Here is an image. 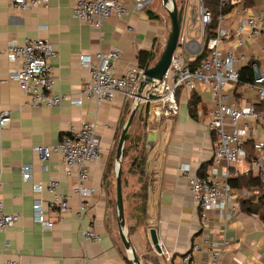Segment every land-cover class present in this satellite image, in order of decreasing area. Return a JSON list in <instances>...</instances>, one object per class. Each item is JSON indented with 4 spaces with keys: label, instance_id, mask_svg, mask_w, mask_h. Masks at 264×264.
I'll return each instance as SVG.
<instances>
[{
    "label": "crops",
    "instance_id": "crops-1",
    "mask_svg": "<svg viewBox=\"0 0 264 264\" xmlns=\"http://www.w3.org/2000/svg\"><path fill=\"white\" fill-rule=\"evenodd\" d=\"M45 2L46 5L16 10L11 0H0V110L10 111L8 124L0 129V199L7 213L19 215L13 227L0 231V264L6 259H16L21 264H133L119 235L115 181L112 177L103 180L107 162L116 152L117 137L130 114V101H125L118 94L112 100H103L97 105L94 99L82 96L81 89L89 80V69L81 65L79 55L93 56L97 52L119 49L120 56L113 65L116 75L137 66V56L141 51L150 52L151 57L155 55L149 60V66H152L167 39L170 25L158 16L150 18L147 13L149 5L136 10L129 0H125L130 10L127 16L109 17L99 28L71 16L75 0ZM248 3L254 11L264 8V0H248ZM189 9V17L187 14L183 17L182 12L180 32L200 42L202 35L198 16L192 7ZM225 12L226 25H236L235 15ZM25 38L45 39L56 49V55L51 59L53 91L65 97L56 106L30 104L29 98L12 78L19 65L18 61L9 58L7 49ZM224 47L229 48L230 45L225 44ZM240 51L244 58L236 61L235 67L239 75L245 68L242 73L244 80L235 88H228L230 101L240 106L253 105L261 112L264 104L258 99L256 89L245 79L251 77L254 80L253 65L264 76V32ZM191 93L185 89L177 91L178 113L171 118L168 127L162 122L146 119L145 146L148 151L144 170L149 179L144 217L138 208L140 200L135 196L141 192L138 175L130 172L125 175L126 184L122 190L124 228L126 231L128 226L132 227L131 233H126L140 264H184L182 257L199 239L197 207L187 177L180 167L187 165L189 175L206 173L215 136L208 127L211 118L210 89L202 87L195 91L199 101L192 114L188 107ZM79 97L82 98L80 104L70 100ZM147 109L145 105L138 108L127 132V145L140 132L143 133L142 113ZM92 120L98 125L102 157L90 165L89 178L85 182L86 186L94 188V192L80 198L74 191L76 172L66 173L60 154L51 153L44 168L34 147L55 145L71 127H79L83 121ZM246 122L250 127L246 144L264 138V115ZM137 127V133L131 134V130ZM24 165L30 167V181L22 179ZM232 170L238 173L237 179L249 173L258 176L247 172L244 161L235 164ZM51 178L59 182V190L69 197L68 208L62 217L48 206L50 195L45 188L40 191L33 189L34 184L44 185ZM35 198L42 199L44 216L52 222L50 228L33 221L32 202ZM243 201L226 228L220 222L213 223L212 232L218 238L225 235L229 239V247L220 264H264V223L257 215L241 208ZM81 203L86 208L79 215ZM151 228L156 231L161 252H157L151 243ZM85 229H91L100 239H83L81 232ZM202 255V252L193 254L196 259Z\"/></svg>",
    "mask_w": 264,
    "mask_h": 264
},
{
    "label": "built area",
    "instance_id": "built-area-1",
    "mask_svg": "<svg viewBox=\"0 0 264 264\" xmlns=\"http://www.w3.org/2000/svg\"><path fill=\"white\" fill-rule=\"evenodd\" d=\"M136 10H141L151 0H129ZM220 9L214 31L209 32V26L214 21L213 13L206 0H188L186 14L192 7L201 26L202 40L196 41L186 37L185 32L179 34L177 46L172 54L170 64L161 79H152L144 87L142 96L137 97L139 82L144 78L143 67L134 66L122 75H116L113 70L115 61L120 56V50L113 48L107 52H97L93 56L79 55L82 66L89 69V80L81 89V95L94 99L99 105L103 100H112L121 95L125 101H130L131 109L139 101V107L147 106V121L162 122L168 127L172 117L178 113L176 93L179 89L189 92L199 91L208 87L211 91L209 130L214 134L211 163L206 173L189 175L188 166L182 164L180 169L187 177L199 216L198 241L182 257L184 264H220L224 252L229 247V239L223 235L218 238L213 229V223L226 224L233 218L234 211L243 200L251 195L264 193V138L255 139L252 153L245 148L250 131L249 119H258L264 115L255 110L253 105H236L230 101L228 88H235L240 83V75L235 62L244 58L240 51L257 35L264 32V8L254 11L248 0H216ZM16 10H26L46 5L45 0H11ZM236 17V25H226L227 13ZM182 10V9H181ZM130 10L125 0H75L71 8V16L79 21L89 22L99 28L103 20L109 17L123 18ZM230 45L225 48L224 45ZM185 54L192 58L186 59ZM10 59L18 61V69L12 78L18 84L20 91L29 98L32 105L56 106L65 97L53 91L51 59L56 55L53 44L45 39L25 38L21 42L12 43L7 49ZM256 76L250 85L256 89L258 99L264 104V76L253 65ZM72 103L80 104L82 98H71ZM10 120V111L0 110V129ZM243 120L245 122L240 123ZM97 123L95 120L83 121L79 127H71L52 146L39 145L34 147L39 160L46 168L45 162L51 153H59L66 173L76 172L77 184L75 193L80 197L90 196L94 192L92 186H86L89 178L90 165L102 157L99 144ZM247 163V172L260 177L261 188H235L231 181L238 176L232 170L235 164ZM23 181L31 180L30 167H22ZM42 188L50 195L48 206L60 217L68 208V195L59 190V182L51 178L33 185L35 191ZM81 203L78 214L85 210ZM213 217L215 219H213ZM33 221L44 228H50L52 222L45 218L43 201L35 198L32 202ZM19 215L7 213L0 199V231L14 226ZM224 228V229H225ZM85 240L98 241L99 235L91 229L81 232ZM202 252L200 259L193 254ZM2 264H21L16 259H6Z\"/></svg>",
    "mask_w": 264,
    "mask_h": 264
},
{
    "label": "trees",
    "instance_id": "trees-1",
    "mask_svg": "<svg viewBox=\"0 0 264 264\" xmlns=\"http://www.w3.org/2000/svg\"><path fill=\"white\" fill-rule=\"evenodd\" d=\"M206 3L208 4V6L210 7L213 13L214 21L209 26V30H211L209 32H212L214 31L216 27V22H217L216 20H217L218 14L220 13V9L216 4V0H206ZM227 10L228 8L222 9L223 12ZM147 13L150 18H153V19L158 18L157 15L154 14L152 11L148 10ZM137 57H138L139 67L144 68L146 65L150 64V61H149L151 57L150 52L141 51L139 52ZM244 69L245 68H243L240 73V77H241L240 82L244 80V76H242ZM247 69L249 70V67H247ZM245 80L250 83L253 82L251 77H247V79ZM198 101H199V97L197 96L195 92H192L190 100L188 102L190 114H192L195 111ZM129 111H131V106L129 107ZM142 116L144 117L143 133L140 132L137 138L134 139L130 145L126 144L129 140V134H127L125 137L124 145H123V152H122V162H121L120 174H121L122 190L126 184V176H125L126 172H130L131 174L134 173L138 175V179L142 185H141V192L135 194V196H137L140 200L141 204L140 206H138V208H139L140 215L144 217V203L146 199V189H147V183L149 179L147 172L144 170V160H145V156L148 151V149L145 146L146 145L145 127L147 123L146 121L147 116H146L145 110H143ZM142 116H140V118H142ZM119 135L117 137L116 146L118 143ZM252 147H253L252 143L245 144V148L251 153H252ZM115 153L112 155L111 158H109V161L107 162L105 172L103 175V180H106L109 177H112L113 179L114 177V181L116 182V173L114 174V176L112 174L113 164L115 160ZM231 184L235 188L245 187L250 190L253 189L254 187H258V188L262 187V182L260 181L258 176H254L251 173L247 174L246 176H241L238 179L236 178V180L233 179L231 181ZM241 208L248 213H253L257 215L258 218L264 223V193H262L260 196H257V197H255L254 195H251V197H249L247 200L242 202ZM140 220H142V218ZM131 230H132V227L130 226L126 228V231L129 234L131 233Z\"/></svg>",
    "mask_w": 264,
    "mask_h": 264
},
{
    "label": "water",
    "instance_id": "water-1",
    "mask_svg": "<svg viewBox=\"0 0 264 264\" xmlns=\"http://www.w3.org/2000/svg\"><path fill=\"white\" fill-rule=\"evenodd\" d=\"M162 4L164 7H168L171 5V9H168V16L170 20V31L167 35V39L165 42V46L158 56L154 65L149 66L146 65L143 70L144 78L139 82V86L137 89V97L140 98L142 96V92L145 86H147L152 79H161L164 73L166 72L172 54L177 46L178 37L180 34L181 23H182V10L178 8L175 0H162ZM155 55L152 54L151 59H154ZM139 101L136 102L135 106L131 109L130 114L123 125L118 143L116 146L115 160H116V182H115V190H116V201H115V211H116V219L119 228V235L121 237L122 243L125 249L131 255V262L133 264H140L139 258L136 254L135 248L132 245L128 234L124 228V207H123V194H122V186H121V162H122V152L124 140L127 135L128 129L131 126L133 118L138 110ZM150 240L157 252H161V247L159 245L158 237L155 229L151 228L149 230Z\"/></svg>",
    "mask_w": 264,
    "mask_h": 264
},
{
    "label": "rangeland",
    "instance_id": "rangeland-1",
    "mask_svg": "<svg viewBox=\"0 0 264 264\" xmlns=\"http://www.w3.org/2000/svg\"><path fill=\"white\" fill-rule=\"evenodd\" d=\"M175 1L177 3L178 8L182 9L183 17H185L188 0H175ZM148 9L150 11H152L154 14H156L159 17L160 20L163 19V21H166L170 25V20H169V16H168V9H171V5H169L166 8V7L163 6L162 0H151V2L149 3V8ZM190 13H191V9L188 10L187 17H189ZM224 24H227V21H225ZM165 42L166 41H164L162 50H163V48L165 46ZM161 51L158 52V56L160 55ZM185 57H186V59H190L191 58V55L185 54ZM137 129H139V128L137 127V128H134L133 130H131V134L132 133H137ZM114 153H115V151H114ZM115 167H116V160H114L113 169H112L113 176L116 173L115 172ZM113 180H114V177H113ZM130 258H131V255H130Z\"/></svg>",
    "mask_w": 264,
    "mask_h": 264
}]
</instances>
